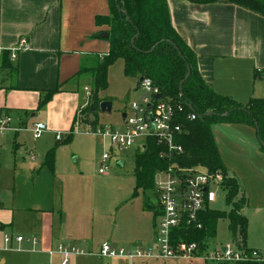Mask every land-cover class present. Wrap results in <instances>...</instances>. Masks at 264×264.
<instances>
[{"label":"rangeland","instance_id":"obj_1","mask_svg":"<svg viewBox=\"0 0 264 264\" xmlns=\"http://www.w3.org/2000/svg\"><path fill=\"white\" fill-rule=\"evenodd\" d=\"M101 43L103 50L108 51V41L102 39ZM258 56L264 61L262 51ZM75 79L74 85L84 96L82 89L86 86L89 91L90 78L82 75ZM105 79V88L98 91L97 97L110 103V113H101L97 108L98 111L89 115L84 124L74 126L68 142L63 143L66 138L64 132H59L62 140L58 142L53 135L43 134L33 139L25 133L21 137L24 146L15 150L10 143L0 147V244L5 233L24 239L37 237L36 213L52 210L51 213L61 215L66 235L72 236L60 239L54 247L72 246L89 253L70 256L69 264H217L200 257L190 260H135L130 263L121 258L96 256L104 242L113 248L156 250L155 219L151 212H143L140 205L143 197L153 203L154 197L151 191L142 193L138 190L137 197L133 194V157L142 151L144 141L138 140L133 146L114 152L106 174L100 175L97 171L100 156L109 152L110 144L108 140L89 133L86 127L89 125L92 131L94 127L122 128V115L130 116L131 103L138 102L146 92L142 85H138V76L124 75L122 60H116L107 67ZM219 82V95L241 106L250 99L264 98V67L255 66L254 62L239 69L227 84ZM146 96L149 98V94ZM210 131L223 168L228 175L236 177L242 195L247 199L241 210L248 223L245 245L264 252V152L259 150L255 130L243 124L218 122L210 126ZM52 148L54 163L53 170L49 171L42 164L46 151ZM28 150L36 162L28 161ZM211 208L219 212L229 211L223 192L217 191ZM227 224L226 219L217 222L214 237L206 242L199 256L213 255L216 249L235 243ZM26 246V243L19 247L12 245L18 248L13 252L2 247L0 264H61L59 255L49 257L39 252V240L36 253L24 252Z\"/></svg>","mask_w":264,"mask_h":264},{"label":"crops","instance_id":"obj_2","mask_svg":"<svg viewBox=\"0 0 264 264\" xmlns=\"http://www.w3.org/2000/svg\"><path fill=\"white\" fill-rule=\"evenodd\" d=\"M166 1L172 27L194 53L201 80L215 93L220 94L219 81L227 84L248 63L264 67L258 56L259 51L264 53L263 17L226 2L196 5L183 0ZM108 14L107 0H0V49L15 47L21 38L28 45V49L17 52L16 58L10 60L16 71L3 68L0 56V118L10 117L9 126L20 129L0 135V147L9 143L14 150L24 146L21 137L25 133L32 137L30 130L36 123L46 125V136L69 131L77 110L88 100L86 86L82 89L84 97L74 85L75 75L84 54L106 52L102 39L92 37L104 29L95 26V17ZM57 84L60 91L37 110L42 91ZM27 155L29 162H36L29 150ZM51 212L44 210L35 215L39 226L36 238L42 254L52 250L60 239L72 237L63 230L61 215ZM3 236L0 252H10L16 249L12 245L23 244L12 239L6 247Z\"/></svg>","mask_w":264,"mask_h":264},{"label":"trees","instance_id":"obj_3","mask_svg":"<svg viewBox=\"0 0 264 264\" xmlns=\"http://www.w3.org/2000/svg\"><path fill=\"white\" fill-rule=\"evenodd\" d=\"M107 1L109 14L96 16L94 24L104 28L102 33L108 34L104 39L108 41V51L103 54H84L80 61L75 78L82 75L90 78L88 100L84 107L77 110L63 143L71 139L75 124H84L89 115L98 111L99 103L103 100L98 99L97 93L105 88L107 67L116 60H122L124 75L138 76L139 80L150 79L159 89L162 98L167 99L173 106L177 121L182 126V133L176 140L182 148L181 154L161 156L160 154L164 152L163 147L153 140H148L146 148L133 157L134 196H137L138 190L142 193L146 191L152 193L155 174L171 164L181 168L201 166L209 171L219 169L227 174L210 131V126L215 123L230 122L251 126L255 130L259 150L264 152V98L250 99L245 106H241L206 86L197 71L194 53L171 25L166 0ZM183 1L196 5L226 2L264 18V0ZM92 38L99 39V33ZM1 66L13 69L6 50L2 52ZM14 70L16 71L15 67ZM187 71L189 76L183 81ZM59 91L58 84L53 89L42 91L37 110L44 108ZM189 114H194V120L187 119ZM53 163L52 148L46 151L42 165L52 171ZM225 188L227 190L225 201L230 206L229 211L227 213L216 210L203 211L199 215L200 228L183 227L178 233L180 237L203 248L204 244L214 237L217 222L226 219L227 228L234 241L247 248L245 246L247 218L241 213L247 199L242 195L241 186L234 177L229 176ZM142 207L145 211L153 212V217L157 213L155 204L149 198L143 197Z\"/></svg>","mask_w":264,"mask_h":264},{"label":"built area","instance_id":"obj_4","mask_svg":"<svg viewBox=\"0 0 264 264\" xmlns=\"http://www.w3.org/2000/svg\"><path fill=\"white\" fill-rule=\"evenodd\" d=\"M26 49H28L27 42L21 38L15 47L6 51L9 53V59L14 60L17 52ZM2 52L3 50L0 49V56ZM140 85H142L146 95L149 94V98L145 95L138 102L131 103L129 107L131 115L124 114L122 128L101 129L94 127L92 131V128L86 124L89 133L108 140L110 144L109 152H104L100 156L97 170L100 175L106 174L108 163L114 152L120 148L127 149L141 139L144 141L142 150L146 148L148 140H153L163 147L164 152L160 154L161 156L182 153V148L176 141L182 133V126L177 121L173 106L162 97L155 99V96L161 95V93L150 79L143 78L139 82ZM84 91L87 95L89 94L87 88H84ZM194 118V114L187 116L189 121L194 120ZM10 122V117L0 118V135L6 131H20L19 128L10 127ZM30 132L32 138L37 139L47 132V128L44 123H36ZM68 133L69 131H66L64 134L67 135ZM61 138L62 135L59 132L54 134L56 141L61 140ZM228 178L229 175L219 169L209 171L201 166L181 168L171 164L166 169L158 171L153 179L152 190L157 210L154 224L156 250L113 248L109 243L104 242L100 245L96 256L108 259H127L130 263L135 260H190L200 257L217 264H244L246 262L264 264V252L256 249L247 250L238 242L216 249L213 255L199 256L202 248L187 242L178 235L183 227L200 228L199 215L205 210H212L211 204L216 200L217 191L223 192L226 199L225 184ZM12 239L18 244L26 243L27 247L23 251L37 252L38 239L36 237L24 239L20 236L4 235L3 242L6 247ZM46 252L48 255H59L62 264H66L70 256L89 254L82 249L63 245H58Z\"/></svg>","mask_w":264,"mask_h":264},{"label":"water","instance_id":"obj_5","mask_svg":"<svg viewBox=\"0 0 264 264\" xmlns=\"http://www.w3.org/2000/svg\"><path fill=\"white\" fill-rule=\"evenodd\" d=\"M107 37H108V34H107V33H100V34H99V38H101V39H106ZM178 55H179V53H178ZM188 76H189V72L187 71V73H186V75H185L183 81L186 80V79L188 78ZM141 80H142V79H140L139 81H141ZM183 81H182V82H183ZM182 82H181L180 85H179V90H180V88H181V84H182ZM161 97H162L161 95H157V96H155V99H157V98H161ZM110 107H111V105H110L109 102L102 101V102L99 103L98 109H99V111H100L101 113H110ZM148 107H149V105H148ZM123 118H124V115H122V119H123Z\"/></svg>","mask_w":264,"mask_h":264}]
</instances>
